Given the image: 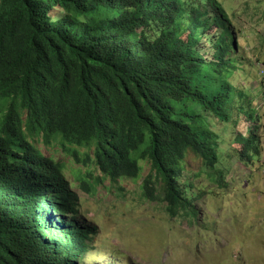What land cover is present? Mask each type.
<instances>
[{
    "label": "trees",
    "instance_id": "trees-1",
    "mask_svg": "<svg viewBox=\"0 0 264 264\" xmlns=\"http://www.w3.org/2000/svg\"><path fill=\"white\" fill-rule=\"evenodd\" d=\"M204 39L216 59L199 50ZM238 56L219 0H0V264H88L98 233L66 165L44 156L37 137L113 183L138 180L149 164L144 198L197 223L188 155L222 179L219 137L197 108L228 121L236 95L224 70ZM260 144L254 127L241 161ZM81 187L91 194L86 179Z\"/></svg>",
    "mask_w": 264,
    "mask_h": 264
},
{
    "label": "rangeland",
    "instance_id": "rangeland-1",
    "mask_svg": "<svg viewBox=\"0 0 264 264\" xmlns=\"http://www.w3.org/2000/svg\"><path fill=\"white\" fill-rule=\"evenodd\" d=\"M219 1L232 20L239 46L237 67L224 70L236 100L227 122L197 108L205 126L219 137L220 164L215 174L222 172V179L209 178L202 162L188 155L184 179L198 194L201 216L192 227L185 220H171L165 203L144 198L149 164L140 163L138 180L113 183L91 161L86 167L58 144L48 147L37 142L46 156L64 162L67 179L81 197L82 215L98 228L90 242L88 264H264V0ZM188 35L182 31L185 39ZM199 50L216 59L206 39ZM4 112L0 105V119ZM254 127L260 155L242 162L238 152ZM82 179L90 184L91 194L81 189Z\"/></svg>",
    "mask_w": 264,
    "mask_h": 264
},
{
    "label": "clouds",
    "instance_id": "clouds-1",
    "mask_svg": "<svg viewBox=\"0 0 264 264\" xmlns=\"http://www.w3.org/2000/svg\"><path fill=\"white\" fill-rule=\"evenodd\" d=\"M251 104V103H250ZM252 118H253V121H254V115L252 116ZM254 129V128H253ZM252 129V130H253ZM255 129H256V127H255ZM263 129H264V127H263ZM263 129H262V131H263ZM212 130V129H211ZM251 130V131H252ZM250 131V132H251ZM250 132H249V136H250ZM215 133V132H214ZM216 134V133H215ZM217 135V134H216ZM249 138V137H248ZM31 141V140H30ZM32 142V141H31ZM37 142H43L42 141V138L40 137H37L36 139H35V143H33V144H35L36 146H37ZM239 142V141H238ZM44 144H45V142H44ZM53 144V143H52ZM52 144H50V145H46L45 144V146H48V147H51L52 146ZM37 148H39L38 146H37ZM40 149V148H39ZM40 151H41V149H40ZM42 152V151H41ZM42 154L44 155V156H46L43 152H42ZM218 154H219V152H218ZM46 157H50V156H46ZM220 160V159H219ZM141 163V162H140ZM220 164V163H219ZM141 166V165H140ZM219 166V165H218ZM65 175H66V173H65ZM141 175V174H140ZM221 175H222V172H221ZM67 177V176H66ZM68 180V179H67ZM110 180V179H109ZM82 181V180H81ZM81 181H80V186H81ZM68 182L70 183V181L68 180ZM70 185H71V188H72V184L70 183ZM73 189V188H72ZM81 189H82V187H81ZM74 190V189H73ZM83 190V189H82ZM75 191V190H74ZM76 192V191H75Z\"/></svg>",
    "mask_w": 264,
    "mask_h": 264
},
{
    "label": "built area",
    "instance_id": "built-area-1",
    "mask_svg": "<svg viewBox=\"0 0 264 264\" xmlns=\"http://www.w3.org/2000/svg\"><path fill=\"white\" fill-rule=\"evenodd\" d=\"M262 132H263V140H264V129H263V131H262ZM263 143H264V142H263ZM263 176H264V175H263Z\"/></svg>",
    "mask_w": 264,
    "mask_h": 264
},
{
    "label": "crops",
    "instance_id": "crops-1",
    "mask_svg": "<svg viewBox=\"0 0 264 264\" xmlns=\"http://www.w3.org/2000/svg\"><path fill=\"white\" fill-rule=\"evenodd\" d=\"M263 146V145H262Z\"/></svg>",
    "mask_w": 264,
    "mask_h": 264
}]
</instances>
